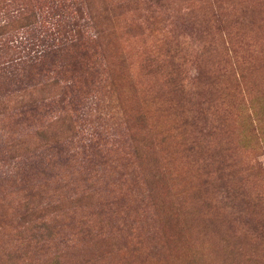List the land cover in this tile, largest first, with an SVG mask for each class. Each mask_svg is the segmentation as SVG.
Returning a JSON list of instances; mask_svg holds the SVG:
<instances>
[{"label":"rangeland","instance_id":"rangeland-1","mask_svg":"<svg viewBox=\"0 0 264 264\" xmlns=\"http://www.w3.org/2000/svg\"><path fill=\"white\" fill-rule=\"evenodd\" d=\"M89 1L0 0V264H264V0Z\"/></svg>","mask_w":264,"mask_h":264},{"label":"trees","instance_id":"trees-1","mask_svg":"<svg viewBox=\"0 0 264 264\" xmlns=\"http://www.w3.org/2000/svg\"><path fill=\"white\" fill-rule=\"evenodd\" d=\"M146 1L149 2L152 6L154 5L157 8V7H162L163 4H164L163 2L165 0H146ZM89 2H90L89 0H82V4H84L86 6L85 7L86 8V12L83 13V14H86V20L85 19L83 20V24L82 23L80 24V20L73 21V24H72L73 28L72 29H69L68 31L69 32L74 31V39L71 38L69 41H67L68 44H72L73 41H75L76 39H78L77 38V35L79 34L80 29L82 31H84L86 28L92 27L94 29L96 28V31L95 32H96L97 36H99L102 33V30H99L97 28V24L94 21H95V19L100 18L101 16H103L107 12V8L102 9V7H101V10L99 11V13H97V14L94 13L95 15H93L92 14L93 13V7H92V5ZM82 8L76 9L75 12H77L78 15H79L81 13L80 11L82 10ZM153 12H154V10H153ZM107 16H108V14H106L101 19L106 20V17ZM150 17L152 18L153 16H150ZM58 22L59 21H53V22H49V23H53V26H58ZM12 29L13 28H11V25H9L7 23H4V24L0 25V45L1 46L3 45L2 44L3 35H5L7 32H9ZM53 33L56 34V35L57 34L59 35V30H56V32H53ZM168 46L171 47V48L168 49V51H172L173 50V51L181 52V51H179L181 49H179V46L178 45H175L174 47H172L171 46V42H169L168 43ZM146 61H147V66L148 67H151L154 64V67L157 68V69H159V70H161V65H164V63H165L164 61H162L161 63H159V62H157L155 59H153L151 57H149ZM167 65H168V68L171 70V71H169V72L166 73V76L168 78V83L170 84V87H172L174 90H177V91L182 90V87L179 85V83H174V81H176V80L179 81L180 80V77L178 76V71H177L178 70L177 69L178 67H177V65L173 64V67H172L170 65V61L168 62ZM23 101H24V98H23ZM199 114H202V112H199V109H196V111H192L191 115H188V116L183 117V118L180 119L181 120L180 121V123H181L180 126L181 127H184V128H188L189 125L193 124L194 121L197 120L196 117ZM194 116H195V118H194ZM187 150L192 151L193 148L192 147H188ZM224 170L227 171L229 169H228V167L225 166L224 167ZM226 176H229V174H227Z\"/></svg>","mask_w":264,"mask_h":264}]
</instances>
